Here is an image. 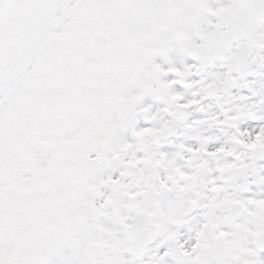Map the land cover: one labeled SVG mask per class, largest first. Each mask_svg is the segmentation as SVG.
I'll return each instance as SVG.
<instances>
[{"label": "snow or ice", "instance_id": "1", "mask_svg": "<svg viewBox=\"0 0 264 264\" xmlns=\"http://www.w3.org/2000/svg\"><path fill=\"white\" fill-rule=\"evenodd\" d=\"M0 264H264V0H0Z\"/></svg>", "mask_w": 264, "mask_h": 264}]
</instances>
